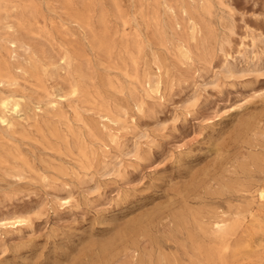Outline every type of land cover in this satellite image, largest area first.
Here are the masks:
<instances>
[{
    "label": "rangeland",
    "instance_id": "obj_1",
    "mask_svg": "<svg viewBox=\"0 0 264 264\" xmlns=\"http://www.w3.org/2000/svg\"><path fill=\"white\" fill-rule=\"evenodd\" d=\"M263 194L264 0H0V264H264Z\"/></svg>",
    "mask_w": 264,
    "mask_h": 264
},
{
    "label": "bare ground",
    "instance_id": "obj_2",
    "mask_svg": "<svg viewBox=\"0 0 264 264\" xmlns=\"http://www.w3.org/2000/svg\"><path fill=\"white\" fill-rule=\"evenodd\" d=\"M77 21V20H76ZM15 45V44H14ZM71 85V84H70ZM85 94V93H84ZM45 111V110H44ZM25 112V111H24ZM73 138V137H72ZM4 139V138H3ZM242 141V140H241ZM49 158V157H48ZM54 162V161H53ZM78 162V161H77ZM23 163V162H22ZM25 163V162H24ZM82 171V170H81ZM53 177V176H52ZM264 195V194H263ZM262 195V196H263ZM166 206V205H165ZM179 212V211H178ZM222 215V214H221ZM219 222H217L218 228H221V225L218 224ZM229 224V223H228ZM207 225V224H206ZM229 227V226H228ZM231 227V226H230ZM225 228V227H224ZM228 230V229H227ZM221 231V230H220ZM222 232V231H221ZM230 233V232H229ZM221 235V234H220ZM228 236V235H227ZM232 236V235H231ZM239 245V244H238ZM227 247V245H225V248ZM215 251V250H214ZM209 255V254H208ZM209 261V260H208ZM223 261V260H222Z\"/></svg>",
    "mask_w": 264,
    "mask_h": 264
}]
</instances>
